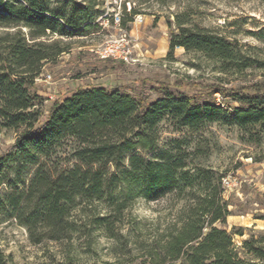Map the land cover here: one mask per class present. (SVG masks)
Segmentation results:
<instances>
[{
	"label": "trees",
	"instance_id": "16d2710c",
	"mask_svg": "<svg viewBox=\"0 0 264 264\" xmlns=\"http://www.w3.org/2000/svg\"><path fill=\"white\" fill-rule=\"evenodd\" d=\"M96 4L0 0V132H16L13 150L0 152V225L22 227L32 244H64L66 257L58 264H71L74 243L89 248L97 234L125 254L120 264H264V234L244 239L243 255L231 233L217 226L230 214L229 203L221 187L224 174L206 163L210 148L202 133L208 125H224L259 147L264 79L238 88L202 85L187 93L162 86V95L151 101L118 87H78L53 101L41 120L35 80L69 48L64 38L98 27ZM140 7L124 9L119 25ZM172 14L166 20L169 52L183 47L224 68L233 62L236 42L189 22L187 9ZM215 92L222 102L215 101ZM162 121L187 131L161 143ZM167 197L180 206L163 227L146 228L131 217L130 230L123 231L135 200ZM128 243L131 250L123 252ZM0 264H10L2 250Z\"/></svg>",
	"mask_w": 264,
	"mask_h": 264
},
{
	"label": "rangeland",
	"instance_id": "374dc122",
	"mask_svg": "<svg viewBox=\"0 0 264 264\" xmlns=\"http://www.w3.org/2000/svg\"><path fill=\"white\" fill-rule=\"evenodd\" d=\"M159 1L165 2L160 5ZM96 3L94 22H98V27L85 36L64 38L62 43H68L69 48L55 62L46 63L42 75L35 80L34 90L43 101L41 120L53 101L70 95L78 87H118L134 96L143 93L151 101L162 95V86L175 93H187L202 85L238 88L264 79V0H96ZM133 5L141 6V12L127 18L130 20L123 26L111 22L115 14L121 15ZM183 9L189 11L187 18L192 24L236 42L233 62L227 68L214 58L183 47L169 52L170 28L166 20H173L172 13ZM122 38L128 41L132 61L99 57L98 52L106 43ZM45 75L50 78L44 80ZM213 97L215 101L224 100L220 92ZM159 128L161 143L187 131L174 130L168 121H162ZM202 133L210 148L206 163L219 173L237 178V185L224 193L230 214L217 226L231 233L236 248L244 255L241 242L250 235L264 234V139L259 147L247 145L238 138L236 129L218 124L208 125ZM15 136L12 129L1 130L0 152L13 150ZM179 206L180 202L171 197L151 202L137 199L130 206L123 231L130 230L131 217L146 228L155 224L163 227ZM113 246L112 240L97 234L89 248L76 241L68 260L71 264H120L125 254L116 252ZM0 250L10 264H58L66 257L64 244L53 241L32 244L25 229L14 223L0 225ZM128 250L130 243L123 252ZM245 257L252 258L247 254ZM252 261L262 264L257 259Z\"/></svg>",
	"mask_w": 264,
	"mask_h": 264
},
{
	"label": "built area",
	"instance_id": "2783aa9c",
	"mask_svg": "<svg viewBox=\"0 0 264 264\" xmlns=\"http://www.w3.org/2000/svg\"><path fill=\"white\" fill-rule=\"evenodd\" d=\"M112 19L114 23L119 24L120 18L118 14H115ZM127 43L128 41L125 38H122L120 40L109 41L108 43H106L104 48L98 52L99 57L102 59H106V58L121 59L124 60L125 62L132 61L133 59L131 56V49L129 45H127ZM40 75H42V73ZM49 78H50L49 75L44 76V80H47ZM217 102L218 103L220 102L219 98H217ZM237 183L238 181L236 177H233L230 174L223 175L221 177V187L223 189V195L227 190L236 186Z\"/></svg>",
	"mask_w": 264,
	"mask_h": 264
}]
</instances>
